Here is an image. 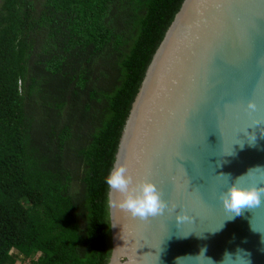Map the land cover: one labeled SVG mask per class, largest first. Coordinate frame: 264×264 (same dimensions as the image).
Instances as JSON below:
<instances>
[{"label": "trees", "instance_id": "1", "mask_svg": "<svg viewBox=\"0 0 264 264\" xmlns=\"http://www.w3.org/2000/svg\"><path fill=\"white\" fill-rule=\"evenodd\" d=\"M183 0H0V264H106L109 186Z\"/></svg>", "mask_w": 264, "mask_h": 264}, {"label": "water", "instance_id": "2", "mask_svg": "<svg viewBox=\"0 0 264 264\" xmlns=\"http://www.w3.org/2000/svg\"><path fill=\"white\" fill-rule=\"evenodd\" d=\"M115 162L151 179L175 209L134 217L113 206L109 189L106 264H264V197L239 215L220 200L231 179L264 168V0L182 1L146 68ZM239 182L264 185V169ZM181 211L188 219L178 222Z\"/></svg>", "mask_w": 264, "mask_h": 264}, {"label": "clouds", "instance_id": "3", "mask_svg": "<svg viewBox=\"0 0 264 264\" xmlns=\"http://www.w3.org/2000/svg\"><path fill=\"white\" fill-rule=\"evenodd\" d=\"M248 109L255 110L256 105L249 100ZM255 169H264L257 165ZM241 174L235 179H231L225 191L220 193V200L225 209L233 214L239 215L242 208L258 206L264 197V185L262 184H241L239 178L248 175L252 169ZM105 183L110 190L114 191L115 198L112 201L114 207L126 210L134 217L147 219L163 214L165 210L175 209L162 197L160 189L148 178H137L129 170L126 163L115 162L108 174L104 177ZM188 219L187 212L176 213V220L182 222Z\"/></svg>", "mask_w": 264, "mask_h": 264}]
</instances>
